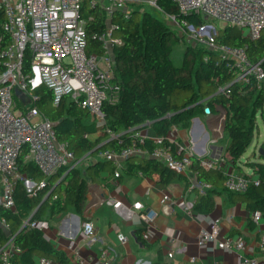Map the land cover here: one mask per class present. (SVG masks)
Here are the masks:
<instances>
[{
  "label": "built area",
  "instance_id": "1",
  "mask_svg": "<svg viewBox=\"0 0 264 264\" xmlns=\"http://www.w3.org/2000/svg\"><path fill=\"white\" fill-rule=\"evenodd\" d=\"M178 5L179 16L164 13L158 0H0V12L4 14L2 29L10 35V44L0 53V210H16L15 192L24 184L31 196L49 187L47 178L68 173L80 161L68 143L59 140L54 121L38 107L42 96L38 92L46 88L51 94V103L59 106L66 96L90 112L97 128L109 139L119 138L107 124L104 106L115 104L120 99L121 85L115 72V48L123 40L117 35L120 22L116 17L129 20L134 12L146 8H156L173 24L179 25L190 41L198 42L207 49L219 54L225 66L234 72V82L242 86L255 83L264 88V67L261 62H253L245 46H234L218 41L220 29L236 26L249 38L256 39L264 31V0H172ZM101 9L106 15L105 30L95 33L102 51L89 49L88 26L95 18L90 9ZM119 13V14H117ZM196 15L205 19L202 25L194 26L188 16ZM216 22L221 24L218 29ZM0 37V46L2 44ZM29 59L27 63L26 60ZM208 60V56L205 57ZM264 114V95H263ZM214 116V126L210 142L216 143L224 136L225 111ZM149 123V122H147ZM131 130L132 144L121 150L103 149L98 152L102 159L115 166V176H119L124 162L131 156L146 155L162 161L169 169L179 174L190 171L192 151L185 146H176L175 139L169 138L172 145H163V137H151L149 128ZM157 146L151 151L142 147L147 140ZM190 151V152H189ZM177 153V154H176ZM33 164L42 179L22 169L20 161ZM201 166L205 168L224 167L226 186L236 192H245L250 183L259 184L258 177L245 174L239 169L231 170L225 159H210L202 156ZM231 167V166H230ZM234 169V168H233ZM64 173V174H65ZM142 174L141 171H139ZM190 188L205 194L212 186L201 181L190 171ZM54 188H49L48 193ZM47 193V194H48ZM58 195L54 194V199ZM175 200L165 192L160 200L162 207H168ZM112 205L120 215L131 218L135 210L142 211V217L150 223L148 209L141 202L134 209L126 207L121 200L101 198L99 204ZM146 210V211H145ZM186 212L193 209L185 207ZM252 219L259 222L262 213L255 211ZM43 229L38 220L27 219L21 229ZM0 228L6 232V240L0 242V264H14L23 252L22 247L11 234L10 223L0 215ZM82 231L89 245L96 242L95 223L86 219ZM126 237L119 234V240ZM218 247L229 251L243 250L246 243L243 237L223 236L219 222L200 231L197 244L200 248L214 251ZM264 248V238L261 241ZM112 249L103 247L99 252L100 264H114ZM173 255V252L169 253ZM72 256L77 264H83L80 247L72 248ZM193 261L195 257L191 258ZM48 257H39L38 264H56ZM245 264H258L255 258L244 257Z\"/></svg>",
  "mask_w": 264,
  "mask_h": 264
},
{
  "label": "trees",
  "instance_id": "2",
  "mask_svg": "<svg viewBox=\"0 0 264 264\" xmlns=\"http://www.w3.org/2000/svg\"><path fill=\"white\" fill-rule=\"evenodd\" d=\"M164 13L179 16L178 5L172 0H158ZM95 18L88 26L89 49L95 48L101 52L102 47L95 33L105 30L106 15L101 9H90ZM152 10H158L153 8ZM142 14L138 19V15ZM119 14V13H117ZM120 22L117 33L123 42L115 48V72L121 85L120 99L115 104L106 103L104 110L108 126L119 138L109 139L107 135L98 132L97 125L90 112L79 103L66 96L59 106L51 103V94L46 88L38 92L42 98L38 101L39 109L54 121L55 131L59 140L68 143L75 153L76 160L82 161L100 150H121L132 144L131 130L147 122H153L154 131L164 138L162 144L172 145L168 135L173 127L187 128L196 116L207 115L206 108L211 113L223 110L226 113L224 137L229 140L226 146L228 161L240 170L239 160L251 145L257 128L258 115L264 118L263 95L264 88H259L253 82L242 86L234 82L235 74L225 66L219 54L206 47H188L181 66L173 61L174 42L177 34L163 19L154 15L151 10H137L129 20L116 17ZM194 26L202 25L204 18L196 15L188 16ZM4 14L0 12V37L3 48L10 44V35L2 29ZM218 41L234 46H245L253 62H261L264 67V31L252 39L243 34L236 26L220 29ZM208 56V60L205 57ZM26 62H29L27 58ZM110 140L102 148L93 152L101 143ZM157 145L147 140L142 147L151 151ZM177 154V153H176ZM260 159H264L261 156ZM190 171L201 181L211 184L205 194H200L195 202V210L210 213L214 209V195L225 197L227 203H245L253 213H264V161H249L259 179V184L250 183L245 192H236L226 186V170L224 167L205 168L200 164V158L191 156ZM68 173L61 170L59 174L48 177L49 187L31 196L24 184L20 183L15 192L16 210L1 209L0 215L10 223L11 234L22 247L23 252L14 264H37L36 258L48 257L55 262L69 263L68 257L45 237L40 228L21 229L24 221L29 219L38 208L32 220H37L45 212L59 215L69 212L77 213L82 220L89 181L100 179V171L105 161L91 162L83 174L79 164ZM22 169L42 179L43 175L36 167L20 161ZM123 173L136 175L139 171L143 176L159 175V182L166 185L175 180H181L182 174L169 169L162 161L146 155H135L125 160ZM65 174L66 179L57 184ZM247 174V173H245ZM57 184V185H56ZM49 188H54L51 196L43 201ZM54 194L58 195L54 199ZM42 204V205H41ZM253 222H251L252 224ZM145 226L137 227L135 232L139 240L144 241ZM6 232L0 228V242L6 240Z\"/></svg>",
  "mask_w": 264,
  "mask_h": 264
},
{
  "label": "crops",
  "instance_id": "3",
  "mask_svg": "<svg viewBox=\"0 0 264 264\" xmlns=\"http://www.w3.org/2000/svg\"><path fill=\"white\" fill-rule=\"evenodd\" d=\"M221 110L196 116L190 127H173L168 137L175 139L176 146H185L187 151H192V154L199 158L204 156L210 159H225L229 169L238 171L228 161L226 153L228 144L220 142L225 137L216 143L210 142L215 122L212 114L216 115ZM152 130H149V135L157 137L154 128ZM98 132L102 134L99 129ZM261 156L264 155L260 154L259 158ZM88 158H93L92 162L105 161L100 171V179L96 182L89 181L84 206V215L95 223L96 242L88 244L82 231L84 220L77 213L59 214L55 219L50 215L47 223L40 222L42 230L49 225H57L56 231L53 233L48 231L44 235L55 248L68 257V264H77L72 256V248L78 246L85 260L83 264H100V249L107 246L112 249L114 264H245L244 257H253L258 260V264H264V248L261 247L264 238V213L260 221L256 222L245 203H227L225 197L220 194L214 195V209L210 213H202L195 210V202L200 193L198 189L190 188V171L183 173L181 180L162 185L157 174L143 176V173L138 172L136 175L125 173L121 175L125 162L119 176L116 177L115 166L111 161L100 158L98 153ZM246 163L239 160L240 172L257 177ZM165 192L175 201L164 210L160 200ZM103 197L121 200L130 209H134L136 202H141L153 219L147 223L142 217V211L139 210H135L131 218H125L112 205L99 204ZM186 206L193 209L191 214L186 212ZM214 222H219L223 236L243 237L245 249L223 250L218 247V241L214 244V251L200 248L197 244L200 231ZM140 226L146 227L142 235L144 241L139 240L135 232ZM121 233L126 237L123 241L119 240ZM171 252L172 256L169 255ZM193 256L194 261L191 259Z\"/></svg>",
  "mask_w": 264,
  "mask_h": 264
},
{
  "label": "rangeland",
  "instance_id": "4",
  "mask_svg": "<svg viewBox=\"0 0 264 264\" xmlns=\"http://www.w3.org/2000/svg\"><path fill=\"white\" fill-rule=\"evenodd\" d=\"M153 8H146L145 10H151L153 12L154 15L158 16L159 18L163 19L168 25L171 26V28L174 30V32L177 34L178 40H176L174 42V48H173V61L175 63V65L177 66H181L182 62H183V57L185 54V51L188 49V47H202L203 45H201L198 42H192L189 40L187 33L179 26L176 24H173L172 22H170L164 15V13H162L159 10H152ZM141 13L138 15V19L141 17ZM216 25L218 27V29H220L221 24L216 22ZM205 47V46H203ZM204 122V121H203ZM153 128H149V130H152ZM221 144H228V138H222L221 139ZM264 149V118L261 116V114L258 115L257 118V128L255 130V134H254V138L253 141L251 143V145L247 148L246 152L243 154L241 161L246 163L247 161H255V160H259V153L260 150ZM264 161V159H261ZM93 161V158H86L84 160H82L79 164L80 168H82V172L83 174H86V168L87 166ZM248 162L246 163L247 165ZM87 180H89V177L87 176ZM56 215H51L52 219H55ZM50 217V213L49 212H45L42 216H40L37 220L38 222H48V218ZM57 225L54 224L53 226H47L44 227V233H47L48 231H50L51 233H53L54 231H56L57 229Z\"/></svg>",
  "mask_w": 264,
  "mask_h": 264
},
{
  "label": "water",
  "instance_id": "5",
  "mask_svg": "<svg viewBox=\"0 0 264 264\" xmlns=\"http://www.w3.org/2000/svg\"><path fill=\"white\" fill-rule=\"evenodd\" d=\"M206 112H207L208 114H210V113H211L210 108H206ZM148 126H153V122L145 123V124H142V125H140V126H138V127H139V128H142V127H148ZM109 141H110V140H107V141L101 143L99 146H97V147L93 150V152H96L97 150H99L100 148H102V147H103L107 142H109ZM260 154H261V155H264V151H263V149L260 150ZM66 175H67V174H64V175L61 177V179L57 182V184H59L60 182H63V181L66 179ZM57 184H56V185H57ZM51 194H52V191L49 192V193L46 195V197L43 199L42 203H43L44 201H46L47 199H49V197L51 196ZM41 205H42V204H41ZM38 208H39V207H38ZM38 208H36V210L33 212V214L31 215V217L29 218V221H31V220L34 218L35 214H36L37 211H38ZM24 228H25V226H24L22 229H24Z\"/></svg>",
  "mask_w": 264,
  "mask_h": 264
}]
</instances>
